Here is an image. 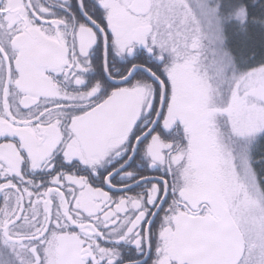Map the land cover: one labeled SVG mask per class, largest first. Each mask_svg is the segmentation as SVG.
Wrapping results in <instances>:
<instances>
[{
	"label": "snow or ice",
	"instance_id": "6c2138e0",
	"mask_svg": "<svg viewBox=\"0 0 264 264\" xmlns=\"http://www.w3.org/2000/svg\"><path fill=\"white\" fill-rule=\"evenodd\" d=\"M0 264H264V0H0Z\"/></svg>",
	"mask_w": 264,
	"mask_h": 264
},
{
	"label": "flooded vegetation",
	"instance_id": "af4514ba",
	"mask_svg": "<svg viewBox=\"0 0 264 264\" xmlns=\"http://www.w3.org/2000/svg\"><path fill=\"white\" fill-rule=\"evenodd\" d=\"M136 191H137V192H139V191H140V189H136ZM129 194H132V193H129Z\"/></svg>",
	"mask_w": 264,
	"mask_h": 264
}]
</instances>
